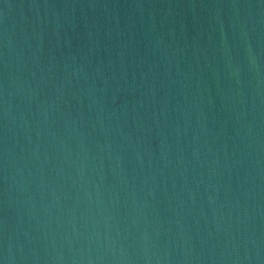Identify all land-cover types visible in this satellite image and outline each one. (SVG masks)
I'll return each mask as SVG.
<instances>
[{
    "label": "water",
    "instance_id": "water-1",
    "mask_svg": "<svg viewBox=\"0 0 264 264\" xmlns=\"http://www.w3.org/2000/svg\"><path fill=\"white\" fill-rule=\"evenodd\" d=\"M0 264H264V0H0Z\"/></svg>",
    "mask_w": 264,
    "mask_h": 264
}]
</instances>
